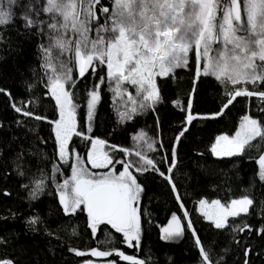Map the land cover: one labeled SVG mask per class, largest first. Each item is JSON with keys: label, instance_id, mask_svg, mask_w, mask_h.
<instances>
[{"label": "trees", "instance_id": "obj_1", "mask_svg": "<svg viewBox=\"0 0 264 264\" xmlns=\"http://www.w3.org/2000/svg\"><path fill=\"white\" fill-rule=\"evenodd\" d=\"M100 3L113 6V0ZM98 15L101 20L105 18L103 13ZM46 39L42 26H26L20 12L10 23L0 25V262L81 264L92 257L78 256L73 249H98L120 251L145 264L201 263L199 248L186 226L184 235L177 240L162 236V227L173 214H178L186 225V209L195 235L213 264H264V233L259 231L264 228V180L259 177L258 163L264 152L246 147L244 154L229 157L211 151L217 136L223 132L233 134L245 114L258 118L264 126V103L255 96L237 97L222 115L215 116L227 102V93L238 85L221 83L213 76L197 78V64L190 54L186 67L157 78L161 102L154 110L145 108L123 121L117 116L105 79L99 87L100 99L89 131L88 92L98 83V77H106V65L98 66L94 75L86 72L83 78L74 68L77 83L70 91L77 108L78 129L84 135L72 136L71 157L74 152L86 157L92 137L104 139L108 148H130L134 135L145 130L156 142L150 156L158 171L137 173L132 169L143 191L139 199L141 235L130 247L123 234L110 225H101L93 234L86 209L65 213L60 203L57 187L70 175L72 158L67 163L59 159L54 123H50L58 118L59 111L47 87L41 47ZM249 88L261 91L264 85ZM189 102L192 114L198 117L190 125L186 123ZM13 105L22 111H15ZM25 111L47 119L24 116ZM185 127L187 131L180 136ZM259 140L258 137L251 143ZM124 155L116 150L114 158ZM173 163L175 167L169 172ZM121 169L118 163L117 170ZM167 176L175 183V192ZM39 182L42 188L33 195ZM177 192L184 209L176 199ZM241 196H250L254 203L247 215L228 218L234 227L215 228L197 208L203 197L228 203ZM32 220L36 222L31 223ZM246 224L251 225V231L235 230ZM105 259L129 264L115 254Z\"/></svg>", "mask_w": 264, "mask_h": 264}, {"label": "snow or ice", "instance_id": "obj_2", "mask_svg": "<svg viewBox=\"0 0 264 264\" xmlns=\"http://www.w3.org/2000/svg\"><path fill=\"white\" fill-rule=\"evenodd\" d=\"M113 3L114 10H111L101 4L100 0H46L44 11L51 15L52 21L46 26L52 35L49 37L50 44L41 47L48 75L47 87L59 110V118L50 123L55 124L59 156L66 163L68 161L65 157H71L68 142L73 135L82 136L84 133L76 131V105L73 103L72 92L68 90L75 88L77 80L72 77V69L59 59L61 56L69 55V62L78 68L79 78H83L86 72L94 75L98 66L106 65V77H98V83L88 92V121H91L100 99L97 89L105 83V79L109 81L113 93L125 101L126 109L131 105L130 109L121 113L122 117L130 118L137 108L154 110V106L161 102L157 78L168 77L175 69L186 67L190 54L197 64V78L200 75L213 76L221 83L242 85L227 93V102L215 116L222 115L237 97L255 96L264 103V90L250 91L246 87L249 83L253 86L264 85V0H113ZM16 5L17 0H7V5L4 0H0V25L11 22L12 9ZM97 5H100L99 8ZM98 12L105 15L103 23H100ZM23 20L26 26L35 24L27 14L23 16ZM93 24L96 25L95 29ZM93 32L94 37L90 36ZM201 61L205 65L202 72ZM125 84L135 89L136 96L124 88ZM191 107L189 102L186 109L188 125L198 118L192 114ZM15 111L21 112L22 109L15 107ZM23 115L37 120L47 119L27 111ZM88 130H91L90 125ZM184 131H187V127L180 132V136ZM145 135L141 133L136 139H144ZM258 137L260 140L252 144ZM105 143L96 139L91 144L87 160L93 168L104 169L114 164L106 152L98 151V146ZM262 145L264 126L258 119L245 115L235 135L217 137L211 151L218 156L232 157L244 154L246 147L264 152ZM152 147L149 143V150ZM120 150L131 154L128 149ZM135 155L140 158L135 165L119 161L122 167L119 173L115 167L106 173H91L81 164L72 169L71 180H65L60 185V203L65 213L86 209L93 234L101 225H110L117 233L123 234L130 247L133 246V241H139L140 217L137 203L139 194L143 191L133 171H158L152 159L140 151H136ZM258 163L259 177L264 180V154L259 156ZM174 167L173 163L169 172ZM166 179L171 183L170 176ZM171 187L175 192V183H171ZM41 188L42 182L37 183L33 195ZM176 199L181 209H184L178 192ZM253 203L252 199L244 196L231 200L228 205L222 204L220 200H214L211 204L201 200L199 206L203 216L211 220L215 228L223 229L234 227L229 225L228 218L247 215ZM183 216L186 218V225L180 216L172 215L171 222L163 230L164 239L181 238L186 226L191 230L199 248L202 264H213L199 236L195 235L186 209L183 210ZM235 230L251 231L252 228L246 224ZM259 231L264 233V228ZM72 251L81 257H109L115 254L129 264H145L143 260L120 251ZM0 264L12 262L3 261ZM84 264H94V261L88 259ZM108 264L115 262L109 261Z\"/></svg>", "mask_w": 264, "mask_h": 264}, {"label": "rangeland", "instance_id": "obj_3", "mask_svg": "<svg viewBox=\"0 0 264 264\" xmlns=\"http://www.w3.org/2000/svg\"><path fill=\"white\" fill-rule=\"evenodd\" d=\"M4 3L5 5H7V0H4ZM46 0H17V5L15 7H13L12 9V18L11 20H13L14 17L17 16L18 12H20L23 16L25 14L29 15L30 18L35 21L36 24H39L40 26H42L45 34H46V41L45 43L43 44L44 47H47L49 44H50V35H52L50 33V30L47 28V24L52 22L51 21V15L47 12L44 11V8L46 7ZM111 10H114V3H113V6L110 8ZM101 14V13H100ZM100 16V15H99ZM105 19V18H104ZM104 19L103 20H100V23H103L104 22ZM38 22V23H37ZM93 29H95L96 25L93 24L92 25ZM95 33H90V36L94 37ZM55 55V53H54ZM210 55H214V53H210ZM61 61L65 62L67 64V67L71 68L72 69V77H73V72H74V68L76 67H73V64L69 62V55H65V56H61L59 58ZM204 62L201 61V64H200V70L203 71V67H204ZM76 70L78 71V68H76ZM48 77V75H47ZM74 79V77H73ZM109 83V81H108ZM238 85V86H237ZM235 86H237L236 88H241L242 85L240 84H237ZM252 85V84H247L246 87L248 88V90L250 91H255V90H251L249 88V86ZM112 87H114V85H112ZM109 88H110V85H109ZM124 88H126L128 90V92H131L133 96H136V92H135V89L133 87H131L130 85L128 84H125L124 85ZM111 89V88H110ZM70 91V88L68 89ZM98 92H99V95H100V91H99V88L97 89ZM112 91V90H111ZM258 92V91H256ZM112 94H113V101H114V107L116 109V112H117V116L118 118L123 121L127 118H129L128 116H123L121 115V113H124L126 112L128 109H130L131 105L129 104L128 105V108L126 109L125 107V101H122L121 99H119L112 91ZM74 103V101H73ZM75 104V103H74ZM97 106V104H96ZM96 106L94 108V111H93V116H92V119L91 121H88V127L90 125V128H92V125H93V121H94V116H95V112H96ZM144 109H139L137 108V112H141L143 111ZM59 111V110H58ZM75 113H76V121H77V128H76V131H79L78 129V117H77V108H75ZM134 113V114H135ZM134 114H132L131 116H133ZM245 115H250V114H245ZM243 115V116H245ZM253 118L255 119H258L254 116H252ZM58 118H59V115H58ZM57 118V119H58ZM56 119V120H57ZM242 119V118H241ZM259 120V119H258ZM241 122V120H240ZM239 122V124H240ZM239 130V125H238V128L236 131ZM54 131H55V124H54ZM236 131L233 133V134H229V133H226V132H223V133H220L217 137L221 136V135H227L229 137H233L236 133ZM80 132V131H79ZM141 133H144L146 134L144 136V139H136V137H139ZM56 135V133H55ZM72 138V137H71ZM93 138V137H92ZM96 139H99V140H103L105 141L104 139L102 138H99V137H94L93 139H91V144L93 141H95ZM71 140V139H70ZM58 142V141H57ZM106 142V141H105ZM151 143L153 145L152 149L149 150L148 148V144ZM216 143V141L214 142V144ZM69 144H70V141L68 142V145H67V148L68 150L70 151V148H69ZM91 144H90V147L88 149V152H87V155L86 157H84L83 155H81L80 153L78 152H74V154L72 155V157H65V159H67V161H69L71 158H72V168H71V173L68 177H66L63 181H61L59 184H58V194H59V197H60V185H62L64 183L65 180H71V176H72V169L73 168H78L81 164L85 165L87 170L91 173H106L110 170V168L112 167H115L116 169V172L119 173L120 171H122V169L120 171L117 170V165L119 163V161H126V162H132L133 165H135L139 160L140 158L137 157L135 155V152L136 151H140L144 156H146L147 158H151L150 156V153L156 148V142H155V139L150 136L145 130H141L139 131L138 133H136L133 137V145L132 147L130 148H124V147H121V146H114L113 148H108L107 147V144L105 143L104 145L102 146H98V151H103V152H106L110 158L113 160L114 164L113 165H110L109 168H104V169H96V168H93L91 166V163L90 161L87 160V156L89 155V153L91 152ZM120 149H128L131 154H128V153H125V152H122L124 153V157H117V158H114L115 157V153H116V150H120ZM58 153H59V142H58ZM264 154V153H263ZM216 155V154H215ZM218 156V155H217ZM222 156V155H221ZM77 157H79V159H77ZM59 159L62 160L59 156ZM153 160V159H152ZM62 161H65V160H62ZM154 161V160H153ZM58 169L57 165H55V171ZM130 171H132V169H130ZM134 174V173H133ZM138 182V181H137ZM139 183V182H138ZM140 184V183H139ZM140 196H141V193L139 194V199H140ZM244 196H241V197H237V198H233V199H239V198H242ZM249 197L250 199H252L250 196H247ZM139 199H138V203H137V207H138V210H139ZM232 199V200H233ZM201 200H206L209 202V204H211L212 201L214 200H220L222 204H225V205H228L230 203V201L228 203H225L223 202L221 199L219 198H206V197H203L201 199L198 200V203H197V208H198V211L200 213L201 212V209H200V206H199V201ZM138 215L140 217V213L138 211ZM177 216H179L178 214H176ZM172 218V217H171ZM171 218L170 220L162 227V236L164 238V229L168 227L169 223L171 222ZM206 218V217H205ZM208 219V218H206ZM182 220V219H181ZM209 220V219H208ZM183 222V221H182ZM192 227H193V224H192ZM194 228V227H193ZM140 235H141V223H140V232H139V239H140ZM179 239V238H178ZM171 240H177V239H171ZM135 242V241H133ZM91 250H89L88 252H90ZM106 257H92V258H88V259H91L94 261V264H108L109 261H114L115 264H117L116 260H113V259H105ZM88 259H85V260H88ZM83 260L81 262V264H84V261ZM197 264H202L201 263H197Z\"/></svg>", "mask_w": 264, "mask_h": 264}, {"label": "crops", "instance_id": "obj_4", "mask_svg": "<svg viewBox=\"0 0 264 264\" xmlns=\"http://www.w3.org/2000/svg\"><path fill=\"white\" fill-rule=\"evenodd\" d=\"M93 138H94V137H93ZM93 138H92V139H93ZM91 141H92V140H91ZM106 144H107V142H106ZM213 145H214V144H213ZM107 147H108V145H107Z\"/></svg>", "mask_w": 264, "mask_h": 264}]
</instances>
